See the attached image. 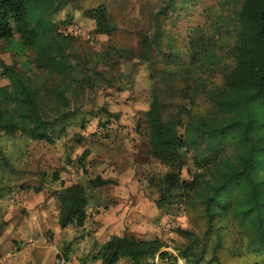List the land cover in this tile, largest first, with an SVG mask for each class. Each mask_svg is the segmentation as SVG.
Returning <instances> with one entry per match:
<instances>
[{"label": "rangeland", "instance_id": "1", "mask_svg": "<svg viewBox=\"0 0 264 264\" xmlns=\"http://www.w3.org/2000/svg\"><path fill=\"white\" fill-rule=\"evenodd\" d=\"M48 1L68 79L41 69L36 52L24 47L18 33L0 40V60L28 89L39 90L37 108L51 124L49 141L0 131V264H100L95 256L114 234L159 237L176 254L174 247L188 243L179 229L202 235L206 220L197 191L171 209L158 206L160 194L149 175L168 168L148 152L151 139L141 115L146 94L155 85L165 118L182 117V131L192 137L189 169L196 170L195 156L246 150L235 130L214 135V129L236 121L242 128L252 126L260 148L258 174L264 177V111L251 92L225 87L244 0ZM103 3L117 28L111 35L96 33L94 20L85 14ZM147 44L149 61L143 57ZM112 46L127 55L114 54ZM0 86L9 87L0 96L7 121L18 114L25 95L1 68ZM225 103L228 113L221 109ZM99 175L116 184L90 191L93 204L83 226L62 228L56 191L72 183L87 185ZM183 177L190 178L186 168ZM41 185V192L34 191ZM248 244L236 229L226 232L221 264H253L257 258L245 253ZM154 264L186 263L157 258Z\"/></svg>", "mask_w": 264, "mask_h": 264}, {"label": "trees", "instance_id": "2", "mask_svg": "<svg viewBox=\"0 0 264 264\" xmlns=\"http://www.w3.org/2000/svg\"><path fill=\"white\" fill-rule=\"evenodd\" d=\"M50 12L48 0H0V40L10 41L18 33L24 47L36 52V61L41 69L68 79L66 63L63 62V42L58 40L57 27L48 18ZM85 14L94 20L96 33L111 35L116 32L106 4L87 9ZM238 30L234 64L226 74L225 87L251 92L264 111V0H244L238 15ZM111 48L114 54L127 55L120 48ZM149 54L150 46L147 44L143 55L146 61H149ZM0 68L2 74L12 81L15 90L25 95L20 99L18 114L7 121L2 117L0 101L1 133H21L33 140H51V124L41 117L36 105L35 95L39 90L28 89L19 73L2 60ZM151 78L154 79L152 74ZM8 89L0 86V96H6ZM146 98L141 115L151 139L148 152L168 168L149 175L150 185L156 187L160 194L158 206L171 209L187 201L191 193L197 191V207L204 215L207 229L202 235L179 229L188 238V243L174 247L176 254L167 250V243L159 237L142 239L134 235L114 234L101 246L96 259L100 264H119L123 260L127 264H154L157 258L173 263L182 259L186 264H221L224 235L236 229L242 240L249 239L245 253L257 258L253 264H264V177L258 174L260 148L254 139L252 126L248 124L242 128L243 123L231 121L214 129V135L235 130L239 138L247 142L246 150L238 155H228L221 149L211 157L199 159L195 156L196 170H191L186 157L192 137L182 131V117L165 118L164 106L155 85L151 86ZM221 109L228 113V104H222ZM184 168L190 174L188 179L183 177ZM55 176L58 180L59 175ZM111 184H116L113 179L99 175L90 179L87 185L72 183L56 191L60 199L61 227L83 226L89 217L88 208L93 204L90 191H98ZM42 190L43 185L34 188L36 192ZM95 204L106 209L111 206L108 202L96 201Z\"/></svg>", "mask_w": 264, "mask_h": 264}, {"label": "built area", "instance_id": "3", "mask_svg": "<svg viewBox=\"0 0 264 264\" xmlns=\"http://www.w3.org/2000/svg\"><path fill=\"white\" fill-rule=\"evenodd\" d=\"M62 262H63V264H68L65 260H63Z\"/></svg>", "mask_w": 264, "mask_h": 264}]
</instances>
